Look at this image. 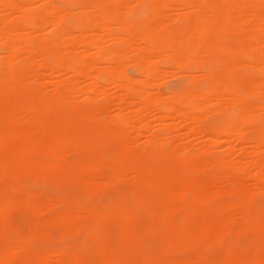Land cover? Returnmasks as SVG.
<instances>
[{
    "label": "bare ground",
    "instance_id": "bare-ground-1",
    "mask_svg": "<svg viewBox=\"0 0 264 264\" xmlns=\"http://www.w3.org/2000/svg\"><path fill=\"white\" fill-rule=\"evenodd\" d=\"M140 5L152 9H145L149 23L122 16L133 6L141 14ZM176 6L185 13L168 18ZM219 32L236 38L226 42L237 45V64ZM255 43H264V0H71L68 7L0 0V264H240L246 253L224 238L235 231L253 247L250 264H264V201L256 204L264 195V44ZM159 53L175 67L171 74L211 53L221 64L205 77L182 71L190 86L156 93L154 78L170 74L159 73ZM253 58L256 66L244 71ZM128 62L145 79L124 74ZM232 64L245 73L262 68L241 75L238 86L263 103L224 92ZM195 74L208 93L192 91ZM228 103L236 108L221 124L216 116ZM209 113L216 119L206 124ZM223 141L228 148L217 149ZM22 170L71 180L79 193L23 187ZM116 183L126 189L107 193ZM17 208L35 222L26 231L11 220ZM51 225L62 241L43 246ZM142 231L171 239L159 259L143 246ZM198 244L222 251L192 253Z\"/></svg>",
    "mask_w": 264,
    "mask_h": 264
},
{
    "label": "rangeland",
    "instance_id": "rangeland-1",
    "mask_svg": "<svg viewBox=\"0 0 264 264\" xmlns=\"http://www.w3.org/2000/svg\"><path fill=\"white\" fill-rule=\"evenodd\" d=\"M70 1V2H69ZM204 2V1H203ZM51 3L53 4V5H55V6H62V7H68L69 6V3H71V0H51ZM195 4H196V2H195ZM198 4V3H197ZM200 4V3H199ZM201 5H202V2H201ZM200 5V6H201ZM145 7H147V5H144ZM143 6V7H144ZM197 6V5H196ZM140 7H141V9L143 8L141 5H140ZM173 7H175V5H173ZM172 7V8H173ZM192 7H194V9L193 10H195L196 8H195V6H193V4H192ZM123 8L124 7H122V10H123ZM129 8V9H128ZM126 10H125V8H124V10L123 11H127V12H125V14L124 15H122V16H124L125 17V15H126V17L125 18H129V13H131V15L133 14V15H135L136 17H138L139 18V20L140 21H144V23H145V21L147 22V23H149L150 21H152L153 20V18L150 16V14L148 13L149 12V10H150V12H151V10L152 9H149V8H147L148 9V12L145 10V9H142V11L144 10V11H146V13H144V11L140 14L139 13V11H140V9L138 10V8H139V6L138 7H131V9H130V7H128ZM167 8V14H169V16H168V18L170 17V18H175L176 17V11H178V13H179V10L180 11H182V12H180L181 14L182 13H185L184 12V10L186 9V8H177V6H176V8ZM200 9H201V7H199ZM175 9V10H174ZM189 9H192V8H189ZM198 9V8H197ZM121 10V11H122ZM154 10H156V9H154ZM192 10V11H193ZM119 11H120V9H119ZM118 10H117V13L119 12ZM121 11H120V13H121ZM122 11V12H123ZM157 11H158V9H157ZM156 11V12H157ZM174 11V12H173ZM200 11H202V10H200ZM113 12V11H112ZM155 12V13H156ZM176 12V13H175ZM186 12H188V9H187V11ZM193 12H197V10L196 11H193ZM114 13H116V12H114ZM116 13V14H117ZM119 13V14H120ZM143 13L144 14H147L148 13V15L150 16V17H146V15H143ZM154 12H153V14H155ZM158 13H159V11H158ZM174 13H175V15H174ZM177 13V14H178ZM199 13V12H198ZM202 12H200V14H201ZM129 14V15H128ZM152 14V15H153ZM166 14V15H167ZM195 14V13H194ZM118 15V14H117ZM121 15V14H120ZM130 15V16H131ZM133 15L131 16V18H129V19H136V21H137V19L138 18H134L133 17ZM158 15V14H157ZM157 15H155V16H157ZM165 15V16H166ZM194 16H196L197 18H198V16L197 15H194ZM156 18V17H155ZM154 18V19H155ZM200 20H201V23H202V19L201 18H199ZM139 21V22H140ZM142 21V22H143ZM169 21H172L171 19L169 20ZM141 23V22H140ZM140 23H138V24H140ZM143 23V24H144ZM155 23V22H154ZM154 23L152 24V25H154ZM119 25L118 23H113V25ZM121 26V25H120ZM114 27V26H113ZM111 28V30H112V33H119L120 32V29L121 28ZM119 27V26H118ZM124 27V26H123ZM125 28V27H124ZM124 28H122L121 30H123ZM119 30V31H118ZM164 31H167V30H164ZM126 32V29H124V32L122 31V34H124ZM159 32H163L162 31V28L161 29H159ZM182 32L183 31H180V32H178L177 34H178V36H181V35H183L182 34ZM185 32V31H184ZM181 33V34H180ZM121 33H119V35H122ZM163 34V33H162ZM219 35H220V37H221V41L220 42H222L224 45H226L225 47H223V50H224V54H225V56L226 55H228V54H230L228 57H229V59H230V56H232V58H233V60L235 59V56H237L238 55V53H239V51H237L236 49H238V47H237V45L236 46H233V45H231L230 44V41H229V44H228V42H226V40L228 39H230V38H232L234 35H232V34H229V33H227V32H223V33H220L219 32ZM230 35H232V37L230 36ZM185 37H187V34H186V36ZM185 37H181L180 39H185ZM226 37V38H225ZM234 38V37H233ZM234 39H236V38H234ZM234 39H230L231 40V43L233 44V41H234ZM259 42V41H258ZM178 43H180L179 41H178ZM234 43L236 44L237 43V41H234ZM160 44V43H159ZM258 44V43H257ZM256 43H255V46L257 45ZM260 44V43H259ZM264 44V43H263ZM263 44H260L261 45V47H262V45ZM260 45H258V47L259 48H257V46H256V48L257 49H260ZM112 46V45H111ZM113 46H114V44H113ZM193 47H195V46H197V45H195V44H193L192 45ZM231 48L232 49V51L229 49H227V48ZM263 47H264V45H263ZM196 48V50H197V47H195ZM226 48V49H225ZM264 49V48H263ZM163 50V49H162ZM215 50L216 49H214V52H215ZM236 50V51H235ZM160 51V53L162 54V52L163 51H161V49L159 50ZM227 51H228V54H227ZM259 51V53H260V51L261 50H258ZM166 52V51H165ZM165 52H163V53H165ZM236 52V53H235ZM262 52V51H261ZM159 53V57H157V59L156 60H159V63H158V66L162 69V70H164L163 72H159L160 74H163L165 71L167 72V73H170L169 75H168V77H166V79L164 78V76H163V78L161 77V79L159 78V79H157V77H155L154 78V75H153V77L152 78H154V80L156 81V80H159V82L158 81H156L157 83H159V84H155L156 82L155 81H153V82H155L154 84L156 85L155 87L157 88V91H156V93L157 92H159V93H161L162 91L163 92H166V94L167 93H169L170 94V92H179V91H181L182 89H183V87H185V86H190L189 84H191V83H189V82H186V78H184L183 76L184 75H186L187 73L189 74V73H191V72H188L187 71V69L189 70L190 68L191 69H195V72H194V70H192V72L193 73H191V75L192 74H194V73H196L197 74V72H199L198 74H200V76H204V74L205 73H202L203 71L205 72V71H207V70H209V69H216V68H218V66H219V64H221V60H217V58H215V57H213L212 56V53H211V55L209 56V58L208 59H202V60H199L198 61V63L197 62H194L195 64H193L192 65V67H188V68H185L184 70H182V71H187L183 76H182V71L181 72H179L181 75H180V77L177 75V76H175V74L176 73H178V70H176V72L175 71H173V75L171 74V70H175L174 68L175 67H173L172 68V65H169L168 63H166L167 62V60H166V56H164V55H166V54H164L163 55V57H162V55ZM214 55H216L217 54V51H216V54L215 53H213ZM234 54H235V56H234ZM257 55H258V57L260 56L258 53H257ZM262 55V54H261ZM161 56V57H160ZM264 56V55H263ZM263 56H261V57H263ZM165 57V58H164ZM260 57V58H261ZM231 58V59H232ZM218 59H220V58H218ZM224 59H225V57H224ZM230 59V60H231ZM256 59H258V58H256ZM261 59H263L264 60V57L263 58H261ZM229 60V61H230ZM232 60V62H236L235 64H237V57H236V61L234 60L233 61ZM218 61H219V64H218ZM254 58H253V61L252 60H250L248 63L249 64H251V65H247L243 70L245 71L246 69H249L248 67L249 66H251L252 67V65H255L256 66V62H257V60H256V62L254 63ZM160 62H162L163 64H160ZM247 63V64H248ZM254 63V64H253ZM235 64H232V65H234L235 66ZM258 64V63H257ZM126 64H124V66H125ZM165 65V66H164ZM166 65H169L168 67H169V70H165L164 68H166V69H168L167 68V66ZM259 65V64H258ZM261 65V64H260ZM259 65V66H260ZM170 66H171V68H170ZM199 66V67H198ZM231 66V65H230ZM234 66H233V69H232V71H234ZM253 67L252 69L250 68V71L248 72V71H246V73L242 70V72H240V71H238V67L237 66H235L236 67V69H235V71H234V73L235 72H237L238 74H234L232 71H230V72H232V73H230V74H228L229 73V71H226V70H230V68L228 69H226L225 70V72H224V74H223V77H226L227 76V81L229 82V81H231L229 84L227 83V81H226V83H225V81H224V88H223V90H224V92L228 95L229 94V96H230V94L234 97L236 94L237 95H239V96H242V97H244V99H246V101L248 102V101H253L254 102V104L256 105V104H258L259 102L260 103H263L262 101H263V99L261 98H259V97H252V96H249V95H251L247 90H243V89H241L239 86H238V80L240 79V76L241 75H247V74H250L252 71H254L255 70V72H257L256 70H258V73L260 72V73H262L261 71H262V68L264 69V65H263V67H262V65H261V67H259V69H261V71L257 68V67ZM158 67V68H159ZM196 67V68H195ZM229 67V66H228ZM232 67V66H231ZM124 68V67H123ZM160 68H159V71H160ZM257 68V69H256ZM190 69V70H191ZM141 70V69H140ZM124 74H127V75H129V76H134V77H136V78H139L140 79V77H142V76H140L141 74H142V72H144V71H142V72H140V73H138V74H140V75H137V72H136V68H135V66L134 65H132V64H130V62H128V64L125 66V68H124ZM123 71H122V73H123ZM158 71V70H157ZM201 71V72H200ZM264 71V70H263ZM126 72V73H125ZM165 72V73H166ZM156 73H158V72H156ZM158 73V74H159ZM164 73V74H165ZM166 73V74H167ZM178 73V74H179ZM195 74V75H196ZM197 74V75H198ZM228 74V75H227ZM143 75H144V73H143ZM172 75V77H170ZM197 75L195 76V79L192 77V81H194V80H196V81H194V84H193V82H192V84L194 85V86H192V91H196V92H202L201 94H203V92H204V84L202 83L203 82V79H201L200 78V76H199V78H197L196 79V77H197ZM155 76H156V74H155ZM160 76H162V75H160ZM182 76V77H181ZM231 76V77H230ZM261 75H259V76H255V77H260ZM101 77H103V75H101ZM145 77V76H144ZM144 77H142V78H144ZM205 77V76H204ZM141 78V80H143ZM233 78H235V79H233ZM262 78V77H261ZM145 79V78H144ZM189 79V78H188ZM224 79V78H223ZM231 79H233V80H231ZM257 79V78H256ZM260 79V78H259ZM259 79H257V80H259ZM151 80H153V79H150V81ZM160 80H162L161 81V83H160ZM225 80H226V78H225ZM137 81H139V80H137ZM205 81V80H204ZM206 81H207V79H206ZM141 82V81H140ZM137 83V82H136ZM151 83H152V81L149 83V85H151ZM188 83V84H187ZM199 83H200V86H199ZM202 83V84H201ZM207 82H205V84H206ZM151 88H152V86H151ZM155 88V89H156ZM206 88H207V86H206ZM245 88V87H244ZM246 89V88H245ZM152 91L154 90L153 88L151 89ZM203 90V91H202ZM242 90V91H241ZM206 92H204V93H208V91L207 90H205ZM154 92V91H153ZM162 92V93H163ZM195 92V94H197ZM198 92V93H199ZM155 93V92H154ZM247 93H248V95H247ZM165 94V95H166ZM168 94V95H169ZM200 95V94H199ZM193 96H194V94H193ZM197 96V97H196ZM239 96H235L236 98L237 97H239ZM248 96V97H247ZM210 97V96H209ZM231 97V96H230ZM229 97V98H230ZM234 97V98H235ZM246 97V98H245ZM194 98H198V95H195V97ZM212 99V98H211ZM231 99H232V97H231ZM231 99H229V100H231ZM262 100V101H261ZM232 101H233V99H232ZM229 102V101H228ZM234 102H237L236 100L234 101ZM233 102V103H234ZM256 102V103H255ZM231 103V102H230ZM232 103V105L236 108V106H235V104H233ZM228 105V106H227ZM232 105H230L229 103L228 104H226V109H225V111L223 112V113H221L220 115H217L216 116V118H217V120H219V122L222 124V123H224L223 122V120L221 119L222 117H224L225 119H226V113H227V110L229 109V106H232ZM232 106V107H233ZM231 109V108H230ZM230 109L228 110V111H230ZM237 109H238V107H237ZM232 111V110H231ZM233 111H235L234 112V114L232 113ZM232 112H230L229 114H230V116L232 117V119H234V118H236L235 116H236V114H238V113H236L237 111L236 110H233ZM236 113V114H235ZM226 114V115H225ZM209 116H211V117H209L210 119H207L206 120V124H210L211 122L210 121H213L214 120V118H215V116H213L211 113H209L208 114ZM235 115V116H234ZM222 116V117H221ZM229 116V115H228ZM215 118V119H216ZM230 118V117H229ZM227 120H229V119H227ZM220 139H221V136L219 137ZM226 138H228V137H224V136H222V139L221 140H224V139ZM186 140V139H185ZM208 140V139H207ZM206 140V142H208ZM224 141H226V140H224ZM223 141V143L224 144H222L221 143V145H222V147L219 145V146H215V147H217V149H223V147H226L227 145V142L225 143ZM211 142V141H210ZM193 144V143H192ZM209 144H212V142L211 143H209L208 142V144L207 145H209ZM237 143L235 142V144L233 143V145H234V147H235V145H236ZM194 145H195V141H194ZM224 145H226V146H224ZM212 147V146H210V147H212V149H214L215 147ZM237 146H238V144H237ZM226 148H228V147H226ZM226 148L224 149V150H226ZM217 149H215V150H217ZM31 154L35 157V158H43V157H45L46 156V153L45 152H43V151H40V150H32L31 151ZM71 156L69 157V158H71L73 155L72 154H70ZM17 178H18V180H19V182H20V184L23 186V187H29V186H33L37 191H39V192H42V193H49V194H56V193H58V192H68V193H75V194H78L79 193V191H78V185L75 183V182H73V181H71V180H62V179H57V178H49V177H44V176H42V175H40V174H37V173H35L34 171H28V170H22V171H20L19 172V174H18V176H17ZM35 182V183H34ZM118 183H116V184H114V185H109V186H107L106 187V192L107 193H109V194H114L117 190H125L126 189V185H121V184H119L117 187L115 186V185H117ZM262 201H264V195H260V199H259V201H257V205H262L263 203H262ZM163 210V207L159 204V212H161ZM10 216H11V220L19 227V228H21L23 231H26L27 230V228H29V226L31 227V226H33L34 225V220L32 219V217L28 214V213H26L23 209H21V208H17V209H13L11 212H10ZM49 229H50V231H51V233H52V235H51V237L50 238H48V239H46V240H42L41 241V244L43 245V246H47V247H51V246H53V244H54V246H56V245H58V244H60L61 243V241H62V236H61V228L59 227V226H57V225H51V226H49ZM109 236H110V238L114 241V239L117 237V230L115 229V227H110L109 228ZM225 235H223L222 234V236H221V234L219 235L217 232H215V231H213V236L214 237H219V236H221V237H223V236H225L224 238L226 239V240H228V241H234V243H236V246L238 247V251L240 252V253H243V252H245L246 254H245V258L244 259H242L241 260V262H240V264H250L252 261H251V258H252V253H253V247L252 246H249V247H247L248 246V242H247V240H248V237H247V235H243V233L242 232H233V233H228V232H225L224 233ZM228 234V235H227ZM77 239H79L78 237H77ZM169 240H171V239H169V238H166V237H164V236H162V235H152V234H149L148 232H146V231H142V234H141V242H142V244H143V246L149 251V252H151L153 255H154V257L156 258V259H159V257L161 256V254H162V250H163V248H164V246H165V244L167 243V242H169ZM172 242V241H171ZM196 247L191 251L192 253H194V252H196V253H194V254H197L198 253V255H200V254H207V255H212V254H218V253H220L221 251H222V249L221 248H213V247H208V246H205V245H195ZM199 251H201L200 253H199ZM183 252V251H182ZM184 253H186V252H184Z\"/></svg>",
    "mask_w": 264,
    "mask_h": 264
},
{
    "label": "snow or ice",
    "instance_id": "snow-or-ice-1",
    "mask_svg": "<svg viewBox=\"0 0 264 264\" xmlns=\"http://www.w3.org/2000/svg\"><path fill=\"white\" fill-rule=\"evenodd\" d=\"M218 264H224V262H218Z\"/></svg>",
    "mask_w": 264,
    "mask_h": 264
}]
</instances>
